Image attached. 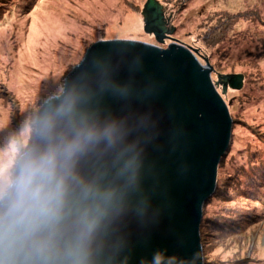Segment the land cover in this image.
I'll return each mask as SVG.
<instances>
[{
	"label": "clouds",
	"instance_id": "9594fccd",
	"mask_svg": "<svg viewBox=\"0 0 264 264\" xmlns=\"http://www.w3.org/2000/svg\"><path fill=\"white\" fill-rule=\"evenodd\" d=\"M99 62L11 126L0 119V264H131L134 231L154 220L160 88ZM140 264H174L161 251Z\"/></svg>",
	"mask_w": 264,
	"mask_h": 264
},
{
	"label": "rangeland",
	"instance_id": "374dc122",
	"mask_svg": "<svg viewBox=\"0 0 264 264\" xmlns=\"http://www.w3.org/2000/svg\"><path fill=\"white\" fill-rule=\"evenodd\" d=\"M154 1L160 6L167 30L162 44L143 30L142 10L147 0H33L30 3L19 0L9 8L5 7V0H0V6H4L0 9V119H9L11 126H15L22 116L21 110L62 86L66 76L97 41L134 40L161 49L178 43L197 50L203 65L204 59L208 61L213 82L220 75L239 74L244 85V67L233 61L229 70L228 64L218 63V54L230 49L221 47V53L211 55L215 48L207 47V43L222 28L228 38H233L229 39L230 43L236 44H243V39L235 41L242 34L250 39L258 26L264 31L256 19L239 16L251 10L264 20V0ZM258 66L262 68V64ZM216 89L221 93V86ZM254 94L251 96L264 100L262 94ZM222 97L226 105L231 104L230 112L242 119H247L249 116L245 115L252 114L256 108L254 102L242 107L237 91L229 89ZM244 132L242 124L233 129L237 136ZM208 245L204 254L209 264H236L243 258H247L245 264H264V220L257 226H249L241 235L211 238Z\"/></svg>",
	"mask_w": 264,
	"mask_h": 264
},
{
	"label": "water",
	"instance_id": "95a60500",
	"mask_svg": "<svg viewBox=\"0 0 264 264\" xmlns=\"http://www.w3.org/2000/svg\"><path fill=\"white\" fill-rule=\"evenodd\" d=\"M142 16L143 30L164 42L163 14L154 0H147ZM167 33V32H166ZM143 60L137 81L155 83L160 91L153 109L163 115L161 148L150 150L157 162L153 187L154 205L159 212L146 227L134 231L131 264L151 259L161 251L174 264H203L200 222L205 201L216 186L217 166L229 145L232 120L223 95L243 87L239 74L211 80L212 68L198 58L195 49L178 43L164 49L134 40H106L93 43L82 61L63 81L68 84L87 73L99 62H115L119 76H128L131 58ZM221 86V93L216 89Z\"/></svg>",
	"mask_w": 264,
	"mask_h": 264
},
{
	"label": "trees",
	"instance_id": "16d2710c",
	"mask_svg": "<svg viewBox=\"0 0 264 264\" xmlns=\"http://www.w3.org/2000/svg\"><path fill=\"white\" fill-rule=\"evenodd\" d=\"M10 7L19 0H5ZM33 0H25L31 2ZM17 5V4H16ZM4 6H0V9ZM248 10L239 13L256 19L264 28V20L258 14ZM237 16V15H235ZM217 30L208 40L207 47L215 48L211 55L221 53V47L226 53L218 54L220 65L228 64L232 69V62L244 67V85L237 91L239 101L244 104L256 103L255 110L247 119L230 112L231 104H227L232 120L231 135L226 153L220 158L217 166L216 186L213 194L205 201L202 208L200 222V243L203 252V264H209L204 254L210 239H221L241 235L249 226H257L264 220V100L252 95H261L264 98V31L258 26L250 39L249 35L242 34L235 37L237 42L243 39V44H236L227 34ZM227 44V45H225ZM220 47V49H218ZM239 47L238 51H233ZM224 50V51H225ZM229 51V53H227ZM231 63V65H230ZM262 64V68L258 66ZM219 65V64H218ZM261 99V98H260ZM251 101V102H249ZM262 103V105H261ZM238 124L244 125L245 132L241 136L233 133ZM206 253V252H205ZM247 258L236 261V264H245ZM234 262H232L233 264Z\"/></svg>",
	"mask_w": 264,
	"mask_h": 264
},
{
	"label": "flooded vegetation",
	"instance_id": "af4514ba",
	"mask_svg": "<svg viewBox=\"0 0 264 264\" xmlns=\"http://www.w3.org/2000/svg\"><path fill=\"white\" fill-rule=\"evenodd\" d=\"M163 19V18H162ZM163 22V21H162ZM165 30V29H164ZM166 32H167V30H165V32H164V34L163 35H165V38H167V35H166Z\"/></svg>",
	"mask_w": 264,
	"mask_h": 264
}]
</instances>
